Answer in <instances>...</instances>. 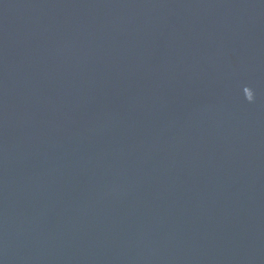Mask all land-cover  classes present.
Listing matches in <instances>:
<instances>
[{"label": "water", "instance_id": "95a60500", "mask_svg": "<svg viewBox=\"0 0 264 264\" xmlns=\"http://www.w3.org/2000/svg\"><path fill=\"white\" fill-rule=\"evenodd\" d=\"M0 264H264V0H0Z\"/></svg>", "mask_w": 264, "mask_h": 264}]
</instances>
